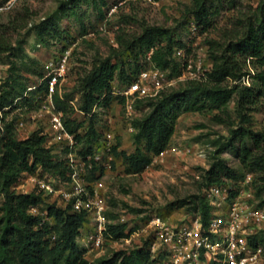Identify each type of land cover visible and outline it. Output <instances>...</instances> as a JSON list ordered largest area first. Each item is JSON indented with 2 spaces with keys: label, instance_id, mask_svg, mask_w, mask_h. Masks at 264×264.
I'll list each match as a JSON object with an SVG mask.
<instances>
[{
  "label": "trees",
  "instance_id": "trees-1",
  "mask_svg": "<svg viewBox=\"0 0 264 264\" xmlns=\"http://www.w3.org/2000/svg\"><path fill=\"white\" fill-rule=\"evenodd\" d=\"M109 2L110 0L61 1L54 14L34 24L31 30L35 33L37 43L43 46L48 47L59 41L65 43L68 36L60 28V19L75 15L81 19V14H77L78 9L81 4H89L102 20ZM225 2L234 5L235 0H189L186 15L193 18L199 32H204ZM236 25L235 30L225 35L224 42L207 40L211 66L205 81L188 80L181 88L172 87L154 97L135 100L136 106L144 104L148 110L133 120V152L119 150V141L111 147L114 158L124 162L126 173H140L152 156L167 147L181 113L224 110L230 101H234L240 124L231 130L227 142L213 152L212 162L202 175L201 192L181 201L188 212H199L204 223L209 216L208 203L202 196L204 186L222 183L227 179L237 180L245 171H251L254 185L259 184L261 189L264 187V127L260 130L252 129L248 116L252 107L264 99V0H258L254 7L241 12ZM82 31H86L84 26ZM116 42L117 46L111 47L109 55L93 60L90 69L79 78L70 92L62 95L58 91L53 93V105L62 116L71 109L68 100L78 93L77 108L91 113L90 117L93 118L96 114V111L92 112L94 106L105 105L110 100L112 81H129L130 75L139 70L145 53L150 49V61L154 66L167 70L169 75L179 69V62L173 57V51L176 47H182V44L175 39L170 28L144 25L139 33L132 36L117 34ZM23 51V40L13 42L0 30V61L6 59L10 72L15 68V59ZM123 55L127 58L123 59ZM21 62L27 71L40 77L43 75L44 71L37 68L36 59L30 58L29 64ZM247 75L251 80L249 84L241 83V78ZM13 82L5 84L10 89L0 94V112L2 107L12 104L16 93L21 95L20 100L29 98L33 104L36 93L44 88V83H41L35 90L24 95L27 84L19 82V90L15 91L16 79L13 78ZM2 116L0 193L4 194V211L0 216V264H146L149 253L144 247L129 251L115 250L110 256L88 260L76 242L79 230L86 221L84 213L48 203L37 189L19 194L11 189L21 174L34 173L38 169L39 173L45 172L49 177L53 173L58 178L67 180L68 166L66 158L59 160L53 156V148L46 146L45 135L41 130H33L26 136L17 138L12 133V123L4 121L3 113ZM63 122L70 132H75L80 123L76 118L64 117ZM100 136L98 128L91 122L84 135L76 134L78 143L81 140L85 143V147H80L78 153L91 152L93 143ZM63 151L67 152V148ZM223 151L238 160V169L219 157ZM89 175L94 177L92 172ZM259 204L264 205V199ZM32 205L46 209L51 222L30 214L28 209ZM107 229L113 238L125 235L123 224H108Z\"/></svg>",
  "mask_w": 264,
  "mask_h": 264
},
{
  "label": "rangeland",
  "instance_id": "rangeland-1",
  "mask_svg": "<svg viewBox=\"0 0 264 264\" xmlns=\"http://www.w3.org/2000/svg\"><path fill=\"white\" fill-rule=\"evenodd\" d=\"M5 1L0 0V6H3ZM61 1L64 0H15L10 7L0 10V30L13 42L23 40L24 49L21 53L23 57L20 54L15 59L16 65L12 72H10V65L6 59L0 61V94L10 89V86L5 84L14 83L13 78L16 79L15 91L19 90V82L27 85H40L41 77L27 71L21 61L29 64L30 58H34L37 61V68L44 71V62L65 44H73L71 69L59 93L62 95L64 92H70L79 78L90 69L95 58L106 57L110 54L111 47L117 46V34L132 36L139 33L144 25L170 28L175 39L182 44V47L176 48L182 50L185 59H189L191 63L199 59L205 67L210 68L211 59L208 55L207 40L216 39L224 42L225 35L235 30L241 12L254 7L258 2V0H235L234 5L225 2L219 13L212 17V24L208 29L196 35L190 31L194 22L193 18L186 15L189 0H152L151 2L123 0V3L107 20H101L89 4H81L77 11V14H81V19L75 15L69 18L64 17L59 21L60 28L68 36L65 43L59 41L48 47L36 46L35 33L31 27L43 18L54 14ZM83 26L86 29L84 32L82 31ZM122 57L127 58L126 55ZM181 62L183 61H180V64ZM250 81L249 78L248 82ZM184 85L185 82L178 83L174 89ZM120 86L117 79L112 81L114 90H118ZM78 97L79 94L75 93L74 97L68 100L71 109L64 113L65 119L76 118L80 121L77 128L83 127L85 130L91 122L97 128L110 129L114 142L119 141V150H124L126 153L134 151L133 131L128 130V125L133 127L134 118L148 110L147 106L144 104L136 106L134 102V113L126 119L123 99L112 94L107 104L99 105L93 118L83 117L79 113L76 114ZM21 98V95L16 93L12 104L2 107L1 110L4 114V121L12 123V133L17 138H22L32 131L31 128L28 131L20 130L15 125L19 118L33 108L29 98L20 100ZM248 116L252 129L260 130L264 127V99L252 107ZM108 118L110 123H107ZM237 124H240V121L234 101H230L224 110L183 112L176 120L168 145L179 150L189 147L190 152L183 153L181 150L167 153L161 161L156 160L149 168L133 174L126 173L124 162L116 158L110 171L99 174L102 181L99 193L106 206L107 219L117 221L121 215L130 214L133 217L130 219L132 225L139 224L153 213L160 214L171 221L182 218L187 210L186 205H182L181 201L201 192L202 175L212 162L213 152L227 142L231 130ZM28 125L32 124L28 123ZM80 147H85L83 140L78 143V148ZM202 148H205L206 156L198 157L196 152ZM63 150L64 148L57 147L53 156L59 160L65 159L67 152ZM219 157L226 160L233 168H239L238 160L227 151L221 152ZM50 179L55 182L62 180L53 173ZM253 186L259 202L264 199V187L261 189L259 184L254 185V183ZM11 189L17 194L36 190L30 181L26 180V174H21ZM3 198L4 194L0 193V216L4 211L2 209ZM79 232L80 237H84L87 231L86 228H81ZM257 240L263 245L264 256V233L260 234ZM76 242L83 249L84 257L90 261L101 256H110L113 251L117 250V247L110 245L109 241L100 253L85 246L79 238Z\"/></svg>",
  "mask_w": 264,
  "mask_h": 264
},
{
  "label": "built area",
  "instance_id": "built-area-1",
  "mask_svg": "<svg viewBox=\"0 0 264 264\" xmlns=\"http://www.w3.org/2000/svg\"><path fill=\"white\" fill-rule=\"evenodd\" d=\"M14 1L6 0L0 10L10 7ZM122 3L123 0H110L105 9L104 20ZM190 31L194 35L199 32L194 22ZM36 46L41 44L37 43ZM72 47L73 44L64 45L44 62V72L40 78L44 88L36 93L33 108L19 118L15 125L20 130H41L45 135L46 146L52 147V152L57 151V147L67 148V180L55 182L47 173L37 171L27 173L26 180L41 192L48 203H55L62 208L69 207L73 212L85 214L86 221L81 228H86L87 232L84 237L78 235L77 238L98 253L107 241L117 247V250L129 251L144 247L149 253L146 264H264L263 245L257 240L264 233V206L256 198L251 171H245L237 180L227 179L202 188V196L209 206V216L205 223L197 211H186L177 221H171L157 213L150 214L139 224L132 225L130 219L133 217L130 214L121 215L117 221L107 219L106 206L99 193L102 187L99 174L108 172L113 167L111 147L115 142L111 130L98 128L101 136L93 143L91 152L78 153L76 134L84 135L85 128H77L75 132L68 131L62 113L55 109L52 102L53 93L64 87L71 69ZM151 52L152 49L145 53L139 70L130 75L129 81L120 83L118 90L112 87L111 94L123 99L126 119L134 113V102L138 98L154 97L188 80L207 79L209 66L205 67L199 59L191 63L189 59H185L180 48H174L173 51V57L180 66L172 75L151 63ZM180 61L183 62L180 64ZM248 79L249 75L242 77L241 83L249 84ZM37 86L27 85L24 95L35 90ZM98 107L95 105L92 112ZM77 113L83 117L91 116V113L79 109H76ZM2 118L0 112V134L3 130ZM28 123L32 125L29 126ZM107 123H110L109 118ZM128 130L133 131L130 124ZM181 150L183 153L190 152L189 147ZM181 150L168 145L159 154L151 157L145 169L154 161H161L167 153ZM196 155L206 156L205 148L197 150ZM90 172L94 177H90ZM28 212L40 216L42 220H52L43 207L32 205ZM114 223L124 225V236L113 238L110 235L107 225Z\"/></svg>",
  "mask_w": 264,
  "mask_h": 264
},
{
  "label": "crops",
  "instance_id": "crops-1",
  "mask_svg": "<svg viewBox=\"0 0 264 264\" xmlns=\"http://www.w3.org/2000/svg\"><path fill=\"white\" fill-rule=\"evenodd\" d=\"M115 129H116V131H118L117 128H115ZM114 160H115V158H114Z\"/></svg>",
  "mask_w": 264,
  "mask_h": 264
}]
</instances>
